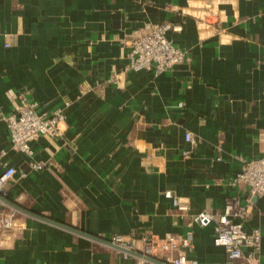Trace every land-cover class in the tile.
<instances>
[{
  "label": "crops",
  "instance_id": "crops-1",
  "mask_svg": "<svg viewBox=\"0 0 264 264\" xmlns=\"http://www.w3.org/2000/svg\"><path fill=\"white\" fill-rule=\"evenodd\" d=\"M160 22L182 26L169 38L190 61L126 71V43ZM21 94L66 117L32 155L12 145L4 120ZM263 138L264 0H0V174L16 169L4 195L26 210L135 238L142 253L146 235L192 231L187 255L199 264H264V196L233 184L245 160L263 156ZM231 200L246 229L261 230L253 261H230L213 243ZM203 211L213 221L190 224ZM16 212V226L0 230V264H155Z\"/></svg>",
  "mask_w": 264,
  "mask_h": 264
},
{
  "label": "built area",
  "instance_id": "built-area-1",
  "mask_svg": "<svg viewBox=\"0 0 264 264\" xmlns=\"http://www.w3.org/2000/svg\"><path fill=\"white\" fill-rule=\"evenodd\" d=\"M182 26L171 22H160L150 24L143 32L128 41L126 58L128 63L126 71L140 72L150 71L154 74L171 70L176 65L190 61L187 53L174 46L169 38L170 32L181 31ZM8 46V44H6ZM117 82V76L112 78ZM10 132L11 143L14 147L32 155L31 143L40 137L56 138L62 135L61 124L66 117L62 108L55 109L50 113H42L39 103L31 100L26 94H21L11 114L4 118ZM187 142L195 143L196 140L190 132L185 135ZM264 145V138H263ZM187 155V153H185ZM2 155L0 154V163ZM41 164H34V169L41 168ZM16 169L6 167L0 174V192H5L6 184L14 178ZM244 184L249 191L251 198L264 196V154L262 157L245 160L242 171L238 173L233 184ZM165 196L172 199L173 206L180 212L188 213L189 205L180 198L174 196L170 191ZM0 230H7L16 226L17 212L12 209H5V204L0 202ZM240 218V220H237ZM214 219L212 213L203 211L191 216L190 224L200 226L209 225ZM144 242V253L158 255L170 264H199L197 260L191 259L187 251L192 247L193 233L189 231L185 236L168 234L164 238H156L146 235L142 238ZM109 240L128 249L138 250V240L126 238L121 234L110 236ZM262 234L260 228L247 230L243 221V213L235 209V201H229L224 211L218 215L215 226L213 243L225 249L227 258L230 261L246 258L249 261L256 259L261 248ZM251 251L245 255L244 249ZM143 253V254H144ZM127 258L131 255L123 253Z\"/></svg>",
  "mask_w": 264,
  "mask_h": 264
},
{
  "label": "water",
  "instance_id": "water-1",
  "mask_svg": "<svg viewBox=\"0 0 264 264\" xmlns=\"http://www.w3.org/2000/svg\"><path fill=\"white\" fill-rule=\"evenodd\" d=\"M0 202H2L3 204L7 205L8 207L14 209L15 211H18V212H21L23 214H27L31 217H35V218H38V219H41V220H46V221H49V222H53V223H56L57 225L59 226H62L66 229H69V230H72L74 232H77V233H81L93 240H96L98 242H102L108 246H111L113 248H116L118 250H120L121 252L123 253H128L129 255L131 256H135L137 258H140V259H143L145 261H149V262H152V263H155V264H170L166 261H164L163 259L161 258H158L156 256H152V255H147V254H143L141 251H138V250H132V249H128V248H125L123 246H120V245H116L114 243H112L109 239H104V238H99L97 236H94V235H91V234H87L85 232H82L74 227H71V226H67L65 224H61V223H58V222H55L51 219H48V218H45V217H42V216H39L31 211H28L26 210L25 208L19 206L18 204L14 203V202H11L9 199H7V197L4 195V193L0 192Z\"/></svg>",
  "mask_w": 264,
  "mask_h": 264
}]
</instances>
